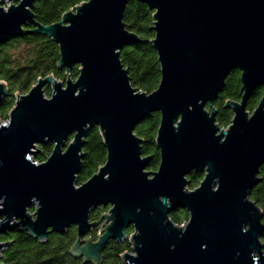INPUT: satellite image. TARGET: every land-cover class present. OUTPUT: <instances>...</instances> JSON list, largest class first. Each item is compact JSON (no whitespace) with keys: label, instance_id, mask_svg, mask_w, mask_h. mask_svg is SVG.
Masks as SVG:
<instances>
[{"label":"water","instance_id":"obj_1","mask_svg":"<svg viewBox=\"0 0 264 264\" xmlns=\"http://www.w3.org/2000/svg\"><path fill=\"white\" fill-rule=\"evenodd\" d=\"M127 1L85 0L41 24L35 0H0V45L44 34L57 43L66 75L38 77L16 92L0 123V234L25 230L44 242L74 225L71 254L94 264L109 240L129 242L125 264H264L262 210L249 197L264 162V0H137L153 11L149 41L160 78L149 93L132 86L120 60L121 49L141 40L123 21ZM234 68L241 97L225 101L232 118L221 127L214 101ZM7 92L0 80V99ZM154 111L159 161L149 170L135 127ZM94 125L106 159L77 184ZM48 142L49 155L33 161ZM192 171L204 173L189 188ZM97 206L108 209L91 221ZM177 208L188 214L183 225L169 217ZM98 225L96 239L86 237ZM9 243L0 241V257Z\"/></svg>","mask_w":264,"mask_h":264},{"label":"trees","instance_id":"obj_2","mask_svg":"<svg viewBox=\"0 0 264 264\" xmlns=\"http://www.w3.org/2000/svg\"><path fill=\"white\" fill-rule=\"evenodd\" d=\"M85 0H35L33 4L34 18L41 24H50L59 20L61 14L74 5ZM152 10L143 2L128 0L124 11L123 21L127 27L137 33L141 40L131 43L120 50V60L128 70L133 87L141 91H153L159 82L160 70L157 55L150 43L154 33L151 29ZM59 47L50 37L41 33L24 34L8 39L0 45V80L7 83L8 92L0 99V118L6 119L7 114L15 101V93H25L34 84L38 77L53 74L59 80H65V69L57 65ZM77 65L70 71V77L77 76ZM239 86L238 71L229 72L225 79V86L214 101L217 109L215 122L221 127L227 126L232 118V112L223 105L226 100L237 98ZM262 87H257L253 97L257 101ZM45 93L49 94L47 89ZM254 105L249 108H253ZM159 124V113L151 112L135 127L136 134L143 138L141 145L142 155L151 157L148 169H154L159 161V150L155 144L156 130ZM53 144L37 145V153L33 161L41 162L51 152ZM83 158L80 171L77 174V184L88 179L97 168L105 162L106 149L98 126L90 127L85 135L82 146ZM203 174L192 171L188 176L189 186L193 188L199 183ZM261 180L254 185L249 197L262 210L264 223V163L259 167ZM99 214L90 212V219L94 220ZM170 219L177 225L187 220L188 214L184 209H174L169 213ZM132 229H127L130 232ZM76 239L75 226H69L64 232H50L44 242L28 235L25 230L13 229L0 234V241H10L2 250L0 262L6 264H94L91 261L83 262L80 257L71 254L70 248ZM264 250V233L261 237ZM130 250L127 240H109L102 250V259L99 264H125L121 253Z\"/></svg>","mask_w":264,"mask_h":264},{"label":"flooded vegetation","instance_id":"obj_3","mask_svg":"<svg viewBox=\"0 0 264 264\" xmlns=\"http://www.w3.org/2000/svg\"><path fill=\"white\" fill-rule=\"evenodd\" d=\"M234 69H236L237 71H238V79H239V86H238V91H237V98H235V99H230V100H237V101H239L240 100V97H241V92H240V86H241V84H240V70L238 69V68H234ZM233 69V70H234ZM228 76V75H227ZM226 76V77H227ZM226 79V78H225ZM224 86H225V84H224ZM224 86H223V88H224ZM259 87H261V86H259ZM222 88V89H223ZM256 89V88H255ZM254 89V90H255ZM222 91V90H221ZM220 91V92H221ZM219 92V93H220ZM254 92V91H253ZM253 92H252V94L248 97V99H247V101H246V110L247 111H249V112H251L255 107H256V105H257V103L259 102V100H260V97H261V95H262V92H263V87H262V90H261V95H260V97H258V99H257V101H255V97H253ZM218 93V94H219ZM218 96V95H217ZM217 99V98H216ZM215 99V100H216ZM252 105H254L253 106V108H249L250 106H252ZM224 106V105H223ZM225 108H227V107H225ZM230 109V108H229ZM231 110V109H230ZM232 112V111H231ZM216 114H217V109H216ZM216 116V115H215ZM264 163V162H263ZM262 163V164H263ZM261 164V165H262ZM158 165V164H157ZM157 168V166L154 168V169H156ZM199 173H201V174H203L204 172H199ZM203 177V176H202ZM202 179V178H201ZM200 179V180H201ZM199 180V181H200ZM108 209V206H97L96 208H94L92 211H94L95 210V212L96 213H98L99 215L97 216V218L96 219H94V220H98L99 219V217H100V215L103 213V212H105L106 210ZM91 211V212H92ZM91 220V219H90ZM91 221H93V220H91ZM74 226V225H73ZM99 230H100V226L98 225L97 227H94V228H92L91 229V231L86 235L87 237H90L92 240H95L96 239V236H97V234H98V232H99ZM131 232V231H130Z\"/></svg>","mask_w":264,"mask_h":264},{"label":"rangeland","instance_id":"obj_4","mask_svg":"<svg viewBox=\"0 0 264 264\" xmlns=\"http://www.w3.org/2000/svg\"><path fill=\"white\" fill-rule=\"evenodd\" d=\"M47 89L50 90L49 87L45 86V87H44V91L47 90ZM19 93H20V92H18V94H19ZM20 94H21V93H20ZM45 94H46L47 96L49 95V94H47V93H45ZM15 95H16V94H15ZM5 120H6V119H1V118H0V122H4ZM33 156H34V155H33ZM33 156H32V157H33ZM147 169H148V167H147ZM189 188H190V186H189ZM106 211H107V210H106ZM86 237H87V236H86Z\"/></svg>","mask_w":264,"mask_h":264},{"label":"built area","instance_id":"obj_5","mask_svg":"<svg viewBox=\"0 0 264 264\" xmlns=\"http://www.w3.org/2000/svg\"><path fill=\"white\" fill-rule=\"evenodd\" d=\"M6 120H7V118H6ZM6 120H5V121H6ZM0 123H2V122H0ZM32 160H33V159H32ZM37 162H38V161H37ZM183 224H184V222H183V223H181V224H179V225H183Z\"/></svg>","mask_w":264,"mask_h":264}]
</instances>
